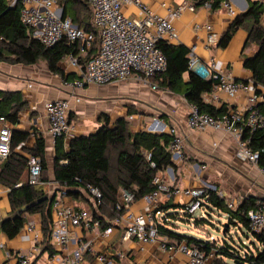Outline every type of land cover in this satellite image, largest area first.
Instances as JSON below:
<instances>
[{"label":"built area","instance_id":"built-area-1","mask_svg":"<svg viewBox=\"0 0 264 264\" xmlns=\"http://www.w3.org/2000/svg\"><path fill=\"white\" fill-rule=\"evenodd\" d=\"M93 10V23L98 32V49L94 56L81 63L75 56L68 54V64L75 69L72 80L63 79L62 86L71 92L74 102L81 101V92L87 85H108L133 78L137 82L146 84L156 90L157 83L152 82L155 75L166 69L167 59L161 48L157 45L159 40L170 44H179V36L172 20L178 18L186 4L171 7L161 2L164 14L154 12L142 0H87ZM8 7L18 6L21 22L32 29L33 38L45 46H51L61 39L76 44L80 54H87L94 44L95 33L86 31L74 23L70 15H64L55 0H5ZM133 5L139 9L138 16H127L122 11L123 5ZM202 6L210 8L209 2ZM227 10L229 16L237 13L230 0H223L220 8ZM206 30L203 43L209 50L218 45L219 36L210 24H195L194 29ZM188 70L198 78L213 83L209 92L202 94V101L206 104L220 102L223 98L234 101L243 94L247 101L246 106L228 107L222 113L211 115L200 110L196 104L188 105V112L184 126L173 123L165 126L157 117H153L150 124L152 132H167L172 135L167 149L170 152L172 166L167 167L166 173L169 181L164 182L156 177V187L145 194L141 199L144 203L142 211L132 209L136 201L135 194L127 189L120 190L119 200L115 205L119 214L106 226H102L98 219L93 217V211L71 203L65 187L52 189L54 193L51 204V226L48 235L47 250L48 261L51 264H118L117 259H125L127 255L115 251L111 243L97 245L95 239L104 242L111 234L120 231V242L133 239L140 243L141 249L145 245L156 247V251L164 254L167 261L172 264L175 256L180 253L186 257V264H215L214 250H201L193 243H169L166 236L159 233L154 211L161 203V198L186 196L184 210L193 214L201 209V196L208 190H216L222 197L224 192L216 184L202 182L195 188H186L174 185V167L179 165L184 156L183 148L186 139L185 131H225L231 136L237 146V157L257 165L259 152L249 147V138L243 137L244 130L254 131L264 127V113L257 108L258 102L264 100V85L254 84L252 78L248 81L237 80L225 68H217L214 58L204 61L197 53V45L188 46ZM62 59V60H63ZM2 96L0 95V99ZM231 104V103H230ZM48 121V133L55 140L57 137L68 139L71 136L72 125L69 122L71 110L70 99H50L44 104ZM132 118V116H129ZM149 124V125H150ZM159 125V126H157ZM160 127V128H159ZM11 124L3 116L0 117V161L10 153ZM145 159L150 162V153H144ZM151 166L154 164L151 162ZM264 174V165L258 166ZM27 178L33 185L43 187L46 185L41 179L42 166L38 156L30 155L27 160ZM171 182V183H169ZM55 184V182L47 183ZM20 185V184H18ZM93 202L94 208L101 204V192L97 187L87 185L86 191ZM239 201V200H238ZM238 201H227L228 208H235ZM202 210V209H201ZM160 217V215H158ZM205 216L202 210L200 217ZM249 227L264 234V200H256L253 208L246 212ZM2 218L0 217V222ZM26 228L33 233V246L27 252H16L15 257L20 264H31L41 253L39 243L42 234L34 233V223H27ZM236 238V237H235ZM257 244L259 250L264 249L256 239L244 238L240 243L241 255L255 253ZM10 254H7V257ZM139 264H158V261L144 259ZM243 264V263H242ZM261 264H264V259Z\"/></svg>","mask_w":264,"mask_h":264},{"label":"trees","instance_id":"trees-1","mask_svg":"<svg viewBox=\"0 0 264 264\" xmlns=\"http://www.w3.org/2000/svg\"><path fill=\"white\" fill-rule=\"evenodd\" d=\"M196 5L204 2L210 3V9L216 11L223 0H195ZM57 4V2H56ZM58 7L64 15H70L78 27L95 33L94 44L87 54H80L76 44L61 39L51 46L43 45L33 38L32 29L24 25L19 17V7L9 8L5 0H0V61L8 63H21L25 65L45 61L48 69L53 74L60 75L63 79L72 80L75 77L65 74L60 66L61 60L68 54L75 56L81 63L95 55L98 49V32L93 23V10L87 0H59ZM263 4L258 1L248 0L245 12L237 13L229 27L224 31L218 41V46H225L236 29L243 27L248 31L247 42L257 44L254 55L244 59L243 66L252 73L254 84L264 85V27L260 23L263 14ZM167 59L166 69L152 78L159 88H167L173 93L183 95L188 104H196L200 110L211 115L222 113V108H215L212 104L202 101V94L209 92L213 83L196 77L188 70L189 49L182 44H170L159 40L157 44ZM187 72V80L183 74ZM0 117L3 116L11 126L18 122V113L23 107L22 95L16 92L0 90ZM257 108L264 113V103L257 104ZM100 118H103L102 116ZM104 124L95 132L87 135H78L69 139L57 137L54 142L55 156L52 181L56 183L54 190L65 187L67 195L74 201L88 202L84 196L86 186L97 187L101 192V204L93 209V217L98 219L102 226H106L119 212L115 205L119 200L122 189L134 192L136 201L145 194L155 189V178L172 166L170 152L167 149L172 135L167 132L150 133L147 130L131 131L123 117L118 118L113 125H109L107 116L103 118ZM70 122V118H69ZM150 129H154L151 128ZM244 138H249V147L259 152L258 166L264 165V127L250 132L244 130ZM27 139V134L11 128L10 153L0 161V183L8 188V196L14 214L18 209L35 202L45 195L46 190L39 185H33L27 178V160L30 155L38 156L41 160V179L48 180V166L45 160V140L41 135L35 134V142L31 149L18 145ZM116 152L115 162L109 158V151ZM150 153V162L145 159L144 153ZM154 166H151L150 163ZM174 167V172H175ZM175 173V184L177 181ZM43 176V177H42ZM47 179V180H46ZM161 180V178H160ZM20 184V185H18ZM174 184V185H175ZM217 188L221 189L218 185ZM51 195V194H50ZM264 200L255 196H244L235 208H228L229 197H220L216 190H208L201 196V209L205 216L194 219L195 228L203 230L206 224H212L213 215H226V221L221 223L222 233L227 240L221 243L209 241L200 237L189 236L181 231L176 224L180 220L190 224L191 214L184 210V203L171 199L160 203L154 211L159 233L166 236L169 243H193L201 250L215 251V264H229L227 260L237 263L261 264L264 259V249L259 250L257 244L255 253L241 255V238L235 234L239 241L236 244L234 236L230 234L231 228H236L246 238L256 239L264 243V234L257 233L249 227L246 212L253 208L256 200ZM53 200V198H52ZM52 200H42L33 204L26 212L14 218L0 222V231L9 239L15 237L23 228L29 215H38L41 224L42 240L39 243L41 255L50 250L48 235L51 226ZM79 206V205H78ZM184 211L180 218L177 210ZM222 214V215H221ZM160 215V217L158 216ZM216 229L217 226L213 225ZM206 236H208L206 231ZM35 258V261L39 258Z\"/></svg>","mask_w":264,"mask_h":264},{"label":"crops","instance_id":"crops-1","mask_svg":"<svg viewBox=\"0 0 264 264\" xmlns=\"http://www.w3.org/2000/svg\"><path fill=\"white\" fill-rule=\"evenodd\" d=\"M142 1L147 3L154 12L160 14L165 13V10L160 5L161 2H165L174 8L185 3L186 7L181 15L172 20V23L178 32L179 44L187 47L191 44H196L197 53L204 61H208L211 57L214 58L215 66L217 68H225L227 72L237 80L248 81L252 78V73L244 68L243 61L254 55L257 48L254 47L253 43L246 44L248 37V31L246 28L240 27L236 29L225 46L221 47L217 45L209 50L205 49L203 46L206 37V30L204 28L198 31L194 29L195 24H210L220 39L222 33L226 31L233 19V17L228 15L227 10L221 7L216 11H212L210 8L196 5L195 0ZM230 1L236 10V13L245 12L248 7V0ZM251 1H258L263 4L264 9V0ZM122 11L130 17L138 16L140 14L137 7L129 4L123 5ZM260 23L264 27V11L261 15ZM60 66L65 74H71L72 76L75 75V69L68 64L66 59L61 60ZM187 78L188 76L186 72L183 74L184 81L187 80ZM62 80L63 78L60 75L50 72L46 62L42 60L31 65L0 61V90L10 92L18 91L22 95V101L24 102L23 107L18 113V122L11 126L12 129L27 134V139L24 142H21L17 148L21 149L22 147H25L31 149L35 142V134L41 135L44 138V156L48 166V180L50 181L43 182L47 183L53 182L55 156V140L48 133V121L44 110V104L47 100L70 99L71 110L68 118H70L72 132L69 138L95 132L98 127L104 124L103 118L105 115L109 119V125H112L114 120L119 118L116 117V113L125 108V103L137 102L133 100L131 101L130 98L126 99V97H121L120 103L114 101L105 102L104 99L99 98L91 99L87 102L86 97H84V94L88 95L92 91L94 93L96 89L102 94L110 95L112 86L108 85H118V83L98 85V88L91 85V87L82 90L81 101L74 102L71 92L63 88ZM127 80H132L133 83H130L136 85V87L130 85L128 88L129 93H135L131 95L146 94L144 96H147V94H152V103L154 105H150L149 108L155 110H151L152 112H149V114H153L157 110H161V108L167 109V115L170 116V114L173 113L172 117L170 116L168 119L169 123H178L184 126L189 104L183 95L173 93L170 90L167 91L165 88L152 90L146 84L137 82L133 78ZM111 98L115 99V97ZM263 103L264 100L258 102V104ZM117 104H119L120 107H117ZM211 104L215 108L226 110L231 106H246L247 101L243 94H241L233 102L227 101L223 98L220 102H213ZM172 109L176 113L172 111ZM72 113L74 114L73 119H71ZM177 113L183 115L178 116ZM101 115L103 118H99ZM123 115L127 116L125 113ZM156 117H159V115ZM135 118H139L138 120L142 121V116L132 114L131 119ZM81 119L82 125L79 126L75 121ZM150 127L153 128L152 125H150ZM138 129L139 128L137 127L135 130ZM185 132L186 139L183 148L184 158L179 165L175 166L179 177L175 185L186 188H195L202 182L206 181L219 186L221 180L222 183H225L232 188L233 194L238 200L244 196L264 198V174L260 172L258 166L248 161H242L237 157V146L231 136L225 131H214L212 129H208L204 132L193 130ZM223 176H229V179L224 180ZM217 178L220 180L218 181ZM211 179L215 180L211 181ZM163 181L168 182V180ZM47 183H45L46 185L42 188L50 190L49 192H51L56 185L54 183L47 185ZM219 187L221 188V186ZM8 192V188L0 183V217L2 219L9 216L12 211ZM225 195L229 198L232 197L228 193H225ZM86 196L91 200L88 195ZM69 199L73 201L71 198ZM169 199L174 203H176V201L185 203L188 198L186 196H174ZM169 199L162 197L161 203ZM90 203L92 204V201H90ZM86 204H88V202H86ZM143 208L144 203L142 200H137L132 204L133 210L142 211ZM87 210L91 211V208H87ZM30 222L35 225V228L33 229L34 233H40L41 224L38 215H29L23 228L11 239L7 238L0 231V264H20L15 257L16 252H27V250L33 246V233L25 226ZM119 237L120 231L115 230L104 242H101L98 238L95 239L97 245L111 243L115 251H121L127 255L125 259L116 258L118 264H139L144 259L158 261V264H164L167 261V257L164 254L157 252L155 246L145 245L144 248L141 249L140 243L135 240L129 239L125 242H120ZM8 253L10 255L7 257ZM31 264L51 263L48 261L47 252L45 251ZM172 264H186V257L178 253Z\"/></svg>","mask_w":264,"mask_h":264},{"label":"rangeland","instance_id":"rangeland-1","mask_svg":"<svg viewBox=\"0 0 264 264\" xmlns=\"http://www.w3.org/2000/svg\"><path fill=\"white\" fill-rule=\"evenodd\" d=\"M55 2H57V4H59V0H55ZM253 44H254V47L257 48V44H255V43H253ZM130 82L133 83L132 80H125V81L119 82L118 85H108V86H112L111 87L112 90L110 91L111 92L110 95L109 94H102L96 89L94 91V93L92 91L88 95L84 94V97H86V101L87 102L89 100H91V99L99 98V99H104L105 102L106 101H114L116 103H120L121 97L122 98L126 97V99L130 98L131 101L132 100L133 101H137L135 103H132V102L125 103L126 104L125 108L122 109L121 111H118L116 113V117H119V118L123 117L126 121H128V125H129V128H130L131 131H135V129L137 127L139 128L138 130H141V129L147 130V129H149V124H150L151 119L153 117H156L157 115H159V117H157V118L159 119L160 122H162L165 126L169 125L170 123H169L168 119L170 118V116L172 117L173 113L170 114V116H169V115H167V111H166L167 109L161 108L162 111L159 109L155 113L149 114V112H152L151 110H155L153 108H149L150 105H154L152 103V100H153V97L151 96L152 94H149V95L147 94V96H144L146 94H138V95L136 94L137 96L136 95H131V94H135V93H129L128 92V88L130 87V85H134V84H131ZM93 86L98 88V85H93ZM88 87H91V85L85 86L83 90H85ZM134 87H136V85H134ZM165 90L168 91L169 89L165 88ZM113 95H116V96H113ZM111 97H115V99H112ZM135 99H138L139 101L135 100ZM117 107H120V105L117 104ZM177 108H179V107H177ZM172 111H174V110L172 109ZM124 113L127 114V116L123 115ZM132 114L133 115L137 114V116H142V121H139L138 120L139 118H135V119L129 118V116H132ZM177 115L178 116H182L183 114L179 115L177 113ZM73 117H74V114L72 113L71 119H73ZM99 118H100V116H99ZM117 119H115L114 122ZM161 119H163V120H161ZM75 122H76V124L78 123L79 126L82 125V119L78 120V121H75ZM109 155H110L109 158H110L111 162L114 163L115 159H116V152L114 150H110L109 151ZM175 173H176V170H175ZM176 176H177V180H178L179 177H178V175H176ZM158 177L161 178L162 180H168L169 181V179H168V177H167V175H166V173L164 171H163V173L158 175ZM223 177H224V180L225 179L226 180L229 179V176H223ZM214 180L215 179H211V181H214ZM217 180H218V178H217ZM164 182H166V181H164ZM174 184H175V182H174ZM219 186H221L223 192L225 191L224 195H225V193L226 194L228 193V194H230L232 196L230 199L233 198V200L238 201V199H236L235 195L233 194L232 188L230 186H227V184L222 183L221 180H220ZM49 191L50 190H46V193L50 194ZM83 194H84V196L89 195L87 192H84ZM86 198H87V196H86ZM90 201L91 200H88V204H86V202L84 203L83 201H79V202L71 201V203H73L75 205H79L80 207H85L86 209L87 208L93 209V202L91 204ZM177 212L179 213V215H180L179 217L180 218L184 217V214H183L184 211L178 209ZM201 212H202V210L198 209L193 214H191V218H190L191 222H190V224H184L180 220L176 221V224L180 228L179 231H181L182 233H184L186 235H189V236H194V237L196 236V237H200L202 239H208L209 241L215 240L217 243H221L222 239L227 240L228 237H225L223 235L222 229H221V227H222L221 223L223 222V224H224V222L226 221V215H224V216L213 215L214 219L211 220V222H212L213 225L217 226V229L211 224H206L204 226V229L200 230V229H197V228L194 227L193 222H194L195 218L200 216ZM206 231H207L208 236H206V234H205ZM230 234L232 236H234V240H235L237 245H239V241H238L237 238H235V234H237L238 237L241 238V239L245 238L244 236H242V234H240V232L236 228H231L230 229ZM227 262L229 264H234V262H231L230 260H227ZM244 264H249V263L246 262Z\"/></svg>","mask_w":264,"mask_h":264},{"label":"water","instance_id":"water-1","mask_svg":"<svg viewBox=\"0 0 264 264\" xmlns=\"http://www.w3.org/2000/svg\"><path fill=\"white\" fill-rule=\"evenodd\" d=\"M15 7H16V6H10L9 8H12V9H13V8H15ZM147 131L150 132V133H156V132H152L151 130H147ZM162 132H164V131H162ZM162 132H161V133H162ZM53 197H54V193L51 194V195L47 194V195H45L43 198H41V199H39V200H37V201H35V202H32V203H30V204H28V205H26V206H23L22 208L18 209L14 214L5 217L4 220L10 219V218H14V217H16L17 215L21 214L22 212H26V211L29 209V207H31L33 204H35V203H37V202H39V201H42V200H48V201H51ZM236 264H242V262H241V263H237V261H236Z\"/></svg>","mask_w":264,"mask_h":264},{"label":"bare ground","instance_id":"bare-ground-1","mask_svg":"<svg viewBox=\"0 0 264 264\" xmlns=\"http://www.w3.org/2000/svg\"><path fill=\"white\" fill-rule=\"evenodd\" d=\"M151 125V124H150ZM150 125H149V128H150ZM152 126H153V124H152ZM157 126H159V125H157ZM158 127H155L154 128V130H156ZM160 128V127H159ZM151 130H153V129H151Z\"/></svg>","mask_w":264,"mask_h":264}]
</instances>
